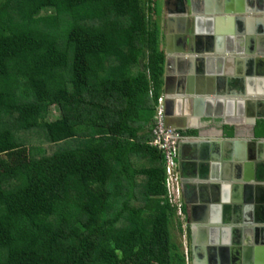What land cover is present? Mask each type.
<instances>
[{"label": "trees", "instance_id": "trees-1", "mask_svg": "<svg viewBox=\"0 0 264 264\" xmlns=\"http://www.w3.org/2000/svg\"><path fill=\"white\" fill-rule=\"evenodd\" d=\"M160 2L0 0V264H187L151 144Z\"/></svg>", "mask_w": 264, "mask_h": 264}, {"label": "water", "instance_id": "water-1", "mask_svg": "<svg viewBox=\"0 0 264 264\" xmlns=\"http://www.w3.org/2000/svg\"><path fill=\"white\" fill-rule=\"evenodd\" d=\"M241 1L243 2V0ZM190 4L193 5L191 1ZM187 5L188 0H177L178 8L176 10L168 9V12L174 17L179 14L181 17L178 18L185 19L183 15L187 12ZM249 7L248 5L242 6L241 12L250 11ZM190 11L193 14L192 25L195 35L186 33L187 36L183 39L191 49L187 48L188 52H185L187 54L181 59L179 87L169 89L168 77L165 78L163 86L164 92L168 94V96L165 94L167 123L170 118L168 115H171L175 102L172 94L177 93L188 102L186 108L188 112L194 110L196 114L200 109H205L203 112H207L209 116L218 114L224 117L226 114L229 115L235 106L237 108L242 106L238 111L245 116L247 106L256 103L257 112L248 119V123L254 127L258 119H264V99L256 98L259 92H248L247 87L260 84L263 87L262 92H264V55L259 53L256 48V40L257 42L261 40L262 35H259L261 33L258 32L257 39L253 35L247 37L246 53H243L244 49H242L240 57L233 59L227 56L216 59L212 53L202 54L196 48V40L205 37L206 33L208 34L203 22L206 21L211 26L214 24V18L203 17L202 11L195 9L194 6L190 8ZM205 12L212 14L210 10ZM223 18L216 19L215 32L217 33H221L219 24L221 20H226L225 17ZM237 19L241 18L237 17ZM227 20L230 22L233 19L229 17ZM242 30L247 34L250 29L243 25ZM217 37L218 35L215 36V38ZM210 38L215 39L212 36ZM168 40H170L169 36ZM214 47L215 49H211L213 52L223 53L219 42ZM255 51H258L261 56L256 55ZM170 58L171 55L167 53L166 76ZM214 60L218 61L217 65L209 64V61ZM233 60L238 63V68L236 75L232 77L245 84V91L223 88V80L227 79L226 75L229 71L220 65L222 62ZM255 63L259 68L256 70L257 73ZM189 85H193V87L190 88ZM249 93L254 94L247 95V97L246 94ZM236 95H242V97L237 98ZM213 104L216 106L213 107ZM231 121L232 119L228 118L226 123L237 125V122ZM234 132L235 136L229 137L227 140L229 145L227 154L224 151L219 156L215 152L209 154L204 150L199 151L198 154L201 162L195 168V185L193 186L197 192L196 202L200 203L205 214L203 221L207 220L211 224L217 223L222 226L217 227L212 224L207 240L211 245L206 246L201 241L192 244V264H264V137H256L255 130H253V137L246 141L242 140L240 151L237 152L235 142L238 137L236 136L237 131L234 130ZM187 187V185H183L184 189ZM191 218H196L194 207H192ZM229 237H232L231 241ZM252 242L253 245H251Z\"/></svg>", "mask_w": 264, "mask_h": 264}, {"label": "crops", "instance_id": "crops-1", "mask_svg": "<svg viewBox=\"0 0 264 264\" xmlns=\"http://www.w3.org/2000/svg\"><path fill=\"white\" fill-rule=\"evenodd\" d=\"M198 2L196 4L197 8L202 11L201 15L205 18L213 17L214 24L209 26L206 21L203 22V26L207 29L208 34H205V39L216 45V43H220L221 50L223 53L216 54L212 52V55L217 58L223 57H231L235 59L236 57L241 56L242 49L243 53H246L245 47L248 42L247 37L255 36L256 39L258 38V32L261 36V40H256V48L258 49L259 53L264 55V0H193V2ZM195 4V3H194ZM160 19H161V26H162V48L167 56V53L171 55L169 60V70L168 75L166 76V61H165V73H164V85H165V78L168 77V88H178L179 87V78L180 75V68L182 65V57L185 56L184 51L175 50L176 44L174 42V34L178 32V21L177 17L172 16L173 14H169L165 11L166 8V0H161L160 2ZM244 5L251 6V10L248 12H241V7ZM262 7V9H261ZM210 10L212 14H207L205 11ZM226 11H231L227 13ZM174 17V18H169ZM225 17L226 20H221L219 26L221 29V33L215 32L216 29V19H220ZM229 17H232V21L229 22L227 20ZM240 17L241 19H237ZM224 19V18H223ZM246 25L250 30L247 34L244 33L242 30V26ZM241 29L239 30L238 29ZM262 28L263 30H259ZM167 32L171 35L170 40L168 37L166 38ZM205 32V31H204ZM218 35L217 38L215 36ZM204 36V34H203ZM210 36L214 37L210 38ZM262 42V43H261ZM259 45V46H258ZM243 47V48H242ZM169 50L170 52H167ZM172 50V52H171ZM255 51L256 55L261 56V54ZM220 62V61H219ZM213 63L217 65L218 61H209V64ZM220 65V64H218ZM222 68L229 71L226 75L227 79L223 80L222 85L223 88H230L234 91H241L245 90L244 85L240 80L235 79L234 75H236V70L238 68V63L233 60L229 62H222L220 65ZM257 70V65L255 63V71ZM261 70V69H260ZM185 73V72H184ZM257 73V71H256ZM229 77V78H228ZM163 85V86H164ZM200 85V84H198ZM251 87L252 92H256V88L258 87L255 85H249ZM189 87H193L189 85ZM164 91V88H163ZM263 91V90H262ZM261 90L258 93L256 98L264 99V92ZM165 93V92H164ZM167 96L168 94L165 93ZM254 93H249L247 95H252ZM177 93L172 94L174 96V103L172 107L171 115H168L169 121L168 124L181 131L183 134L182 139L179 143V168L182 177L183 185H187L186 189L183 188V198L186 208V219H183V226L184 228H189L191 231V240L190 245L201 241V243L206 244L208 246V238H209V230L213 226H222V224L217 223H209L207 220L203 221L204 219V212L200 207V203L196 202L197 199V192L196 189L193 187L194 184V172L196 166L201 162V159L198 157L199 151L204 150L205 152L212 154L213 152L216 155L221 156V154L226 149V143L229 136H232L228 133V127H233L234 130L237 131V141L235 142L236 149L238 150L239 147L242 145L243 141L247 139H251L253 137V130L254 127L248 123V119L252 118L257 112V105L256 103L250 104L248 109L246 110V115L244 116L241 114L238 109L242 108L235 106L232 112L226 114L224 117L222 115H211L209 116L207 112H203L205 109H200L199 113H194V110L188 112L187 105L188 102L185 101V98H181L180 95L177 97ZM189 97V96H187ZM237 98L242 97V95L238 96ZM248 97V96H247ZM185 105V106H184ZM190 106V105H189ZM213 107L216 105L213 104ZM191 108V106H190ZM264 110V106H263ZM262 112V110H261ZM230 118L232 119L231 122H237V125L232 123H226V120ZM235 120V121H234ZM192 207L195 208V216L196 218H191L192 216ZM209 213V212H208ZM207 213V214H208ZM205 227V228H204ZM208 231V232H207ZM233 237V235H232ZM232 237L229 239L231 241ZM206 241V242H205ZM203 246V244H202ZM204 249V248H203ZM205 250V249H204ZM193 260V259H192Z\"/></svg>", "mask_w": 264, "mask_h": 264}, {"label": "built area", "instance_id": "built-area-1", "mask_svg": "<svg viewBox=\"0 0 264 264\" xmlns=\"http://www.w3.org/2000/svg\"><path fill=\"white\" fill-rule=\"evenodd\" d=\"M165 95L161 94L157 100L155 121L153 125V139L151 144L157 147L164 155L166 171L167 198L177 207L178 215L185 219L182 177L179 168V143L182 135L178 129L167 123ZM188 251L185 256L188 261Z\"/></svg>", "mask_w": 264, "mask_h": 264}, {"label": "flooded vegetation", "instance_id": "flooded-vegetation-1", "mask_svg": "<svg viewBox=\"0 0 264 264\" xmlns=\"http://www.w3.org/2000/svg\"><path fill=\"white\" fill-rule=\"evenodd\" d=\"M190 1L193 3V5L190 4V8L192 6H194L195 9H198L196 6V4H198V2H196V1L193 2V0H190ZM177 8H178L177 7V0H166L165 11L167 13H169L168 9H175L176 10ZM190 8H189V5H187V12L183 15V16H185V19L178 18V17H181V15H179V14H176L177 16H175V17H177L175 19H177L178 24H179L178 32L176 34H174V42L176 44V47H175L176 51H179V46H180V50H183L184 52H188L187 48L191 49V47L189 48V45L186 44L185 41L183 40L188 34L191 35L194 33V35H195V32L193 30L194 28L192 25L193 14L191 13ZM259 30H263V29L259 28ZM186 33H187V35H185ZM168 36L171 37V35L167 32L166 38ZM196 42H197L196 48L199 49L202 54L212 53L213 51L211 49H215L213 42L210 43L204 37L197 39ZM210 50H211V52H209ZM167 52H169V51L167 50ZM171 52H172V50H171ZM257 69H259V68L257 67ZM241 83L244 84L243 82H241ZM255 85H257V84H255ZM263 85H264V81H263ZM247 109H248V106H247ZM179 132L181 133L180 130H179ZM181 135L183 136L182 133H181ZM232 136H235V132L233 133ZM232 136H229V137H232ZM214 232H215V230H214ZM209 245H211V244L208 242V246ZM251 245H253V242L251 243Z\"/></svg>", "mask_w": 264, "mask_h": 264}, {"label": "rangeland", "instance_id": "rangeland-1", "mask_svg": "<svg viewBox=\"0 0 264 264\" xmlns=\"http://www.w3.org/2000/svg\"><path fill=\"white\" fill-rule=\"evenodd\" d=\"M188 5L190 8V0H188ZM58 111L54 109V115H57ZM55 117V116H54ZM32 136L35 137V142L32 139ZM24 137H27L31 143L33 144V142L35 144H37L38 146L42 147V149H45L48 153H51L57 149H61V148H67L68 146H70L71 142L70 141H61L60 143H48L45 138L42 136V134L40 133V131H34L33 134L30 133H25ZM173 233L175 235V237L178 239V241L183 245V249H184V254L186 252V250L188 251V261L187 264H192V254H191V247L192 245H190V240H188L187 235L185 236L184 234H180L178 233V231L176 230V228H173ZM187 233V232H186Z\"/></svg>", "mask_w": 264, "mask_h": 264}, {"label": "bare ground", "instance_id": "bare-ground-1", "mask_svg": "<svg viewBox=\"0 0 264 264\" xmlns=\"http://www.w3.org/2000/svg\"><path fill=\"white\" fill-rule=\"evenodd\" d=\"M251 7V6H250ZM249 7V8H250ZM262 89H263V87H262V85H258V87L256 88V92H259L260 90L262 91ZM245 91V90H244ZM247 91L248 92H252V90H251V87L250 86H248L247 87ZM240 148L241 147H239V149L237 150V152H239L240 151ZM228 149H229V145H228V142L226 143V149H225V153L227 154L228 153ZM236 150V149H235Z\"/></svg>", "mask_w": 264, "mask_h": 264}, {"label": "clouds", "instance_id": "clouds-1", "mask_svg": "<svg viewBox=\"0 0 264 264\" xmlns=\"http://www.w3.org/2000/svg\"><path fill=\"white\" fill-rule=\"evenodd\" d=\"M162 94H164V95H165L164 91L162 92ZM165 97H166V95H165ZM182 185H183V183H182ZM185 219H186V215H185ZM185 219H184V221H185ZM185 236H186V235H185Z\"/></svg>", "mask_w": 264, "mask_h": 264}]
</instances>
